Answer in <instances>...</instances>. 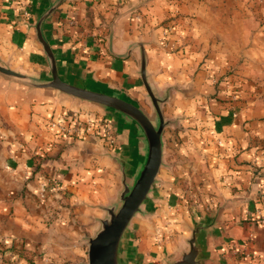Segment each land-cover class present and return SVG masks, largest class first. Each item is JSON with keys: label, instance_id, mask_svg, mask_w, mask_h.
<instances>
[{"label": "crops", "instance_id": "obj_1", "mask_svg": "<svg viewBox=\"0 0 264 264\" xmlns=\"http://www.w3.org/2000/svg\"><path fill=\"white\" fill-rule=\"evenodd\" d=\"M54 1L0 0V64L49 74L35 24ZM138 1L63 0L43 24L67 81L150 112L140 48L131 49L141 43L154 87L169 90L163 164L122 256L167 264L202 224V264H264V0H143L126 12ZM76 113L112 119L120 154L134 156L136 132L122 116L0 77V264L65 255L82 264L119 172L96 131L51 126Z\"/></svg>", "mask_w": 264, "mask_h": 264}, {"label": "water", "instance_id": "obj_2", "mask_svg": "<svg viewBox=\"0 0 264 264\" xmlns=\"http://www.w3.org/2000/svg\"><path fill=\"white\" fill-rule=\"evenodd\" d=\"M62 1L52 2L35 24L37 37L42 43L48 61L49 74L33 76L12 69L8 64H0V77L28 88L52 89L59 94L96 105L107 113L120 115L132 124L139 144L133 157L120 154L118 149L110 150L105 147V155L116 163L119 188L114 197L109 199L108 204L101 207L103 214L98 218V227L93 235L85 238L88 248L86 264H126L122 256L123 239L132 219L137 214L144 213L143 206L150 199V193L163 164V132L171 123L163 114V105L169 100L170 93L169 90L160 93L154 87L147 72L145 51L141 43L133 44L131 49L140 48L138 73L146 91L150 112L130 98L114 92L76 85L62 78L58 72L56 56L43 32L44 22ZM137 6H132L126 12L135 10ZM113 27L114 23H111L110 28ZM107 119L116 131L112 119ZM202 229V224H196L187 239L188 248L179 251L167 264H202V244L199 237Z\"/></svg>", "mask_w": 264, "mask_h": 264}, {"label": "built area", "instance_id": "obj_3", "mask_svg": "<svg viewBox=\"0 0 264 264\" xmlns=\"http://www.w3.org/2000/svg\"><path fill=\"white\" fill-rule=\"evenodd\" d=\"M85 125L87 129L96 131L110 150L118 149V136L110 121L104 116L76 113L71 119L64 117L51 124L57 132L68 134L80 132L82 130L81 127H85Z\"/></svg>", "mask_w": 264, "mask_h": 264}, {"label": "rangeland", "instance_id": "obj_4", "mask_svg": "<svg viewBox=\"0 0 264 264\" xmlns=\"http://www.w3.org/2000/svg\"><path fill=\"white\" fill-rule=\"evenodd\" d=\"M143 0H141V1H138V2H136V3H133L134 5H142L141 4V2H142ZM134 5H132V6H134ZM131 6V7H132ZM82 240V239H81ZM69 241V242H68ZM68 241H66V240H64V241H62L61 242V244H54L55 245V247L56 248H60V245H63V244H65V245H72V241L69 239ZM85 247H84V250H83V254L81 255L82 257H83V261H82V264L84 263V264H86L87 263V261H88V253H87V249H86V245H84ZM71 249V248H70ZM70 251V250H69ZM66 252H68V251H66ZM70 254V253H69ZM53 257V259L51 260V261H54L55 259H54V256H52ZM58 264H75L76 263V261H75V258H73L72 256H69V255H65L64 257H62L61 259H56L55 260Z\"/></svg>", "mask_w": 264, "mask_h": 264}, {"label": "trees", "instance_id": "obj_5", "mask_svg": "<svg viewBox=\"0 0 264 264\" xmlns=\"http://www.w3.org/2000/svg\"><path fill=\"white\" fill-rule=\"evenodd\" d=\"M17 251V250H16ZM15 251V252H16ZM17 253L21 256L22 255V251H17Z\"/></svg>", "mask_w": 264, "mask_h": 264}]
</instances>
